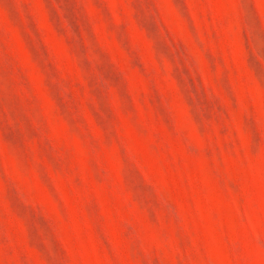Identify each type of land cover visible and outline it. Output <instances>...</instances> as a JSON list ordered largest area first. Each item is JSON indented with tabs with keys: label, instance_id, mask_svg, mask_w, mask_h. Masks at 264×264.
I'll return each mask as SVG.
<instances>
[{
	"label": "rangeland",
	"instance_id": "obj_1",
	"mask_svg": "<svg viewBox=\"0 0 264 264\" xmlns=\"http://www.w3.org/2000/svg\"><path fill=\"white\" fill-rule=\"evenodd\" d=\"M0 264H264V0H0Z\"/></svg>",
	"mask_w": 264,
	"mask_h": 264
}]
</instances>
